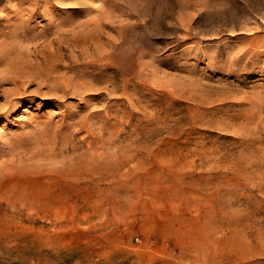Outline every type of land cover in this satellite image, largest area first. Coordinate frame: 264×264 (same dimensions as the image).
Listing matches in <instances>:
<instances>
[{"label": "rangeland", "instance_id": "374dc122", "mask_svg": "<svg viewBox=\"0 0 264 264\" xmlns=\"http://www.w3.org/2000/svg\"><path fill=\"white\" fill-rule=\"evenodd\" d=\"M0 264H264V0H0Z\"/></svg>", "mask_w": 264, "mask_h": 264}]
</instances>
